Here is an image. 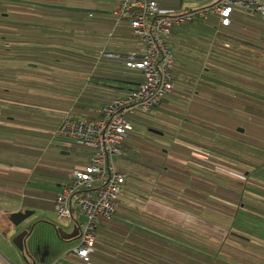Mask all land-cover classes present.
I'll list each match as a JSON object with an SVG mask.
<instances>
[{
    "label": "crops",
    "instance_id": "obj_1",
    "mask_svg": "<svg viewBox=\"0 0 264 264\" xmlns=\"http://www.w3.org/2000/svg\"><path fill=\"white\" fill-rule=\"evenodd\" d=\"M14 1L23 2V0ZM156 1L161 9L174 12L186 11V9H181L182 1L180 0L175 3L172 0ZM214 1L216 0L211 3ZM118 3L119 0H112V2H98V0H50L44 5L46 8L35 9L32 14H28L29 12L25 11L17 14L18 19L22 22H28L26 17L32 16L31 23L28 26L16 27V32L20 35H23V30H32L31 37L34 42L31 47L35 46L38 49H55L63 46L71 48L73 47L71 42L67 41L73 35L72 39L77 43L74 45L76 48L71 49H77L82 54L78 56L64 55L57 58V61L54 60L57 56L53 55L54 59L53 61L50 60L51 65L46 67L47 72L42 73L41 80L37 79L34 74L26 75L23 72V65L14 68L17 76L16 83L19 84L16 86V95H26L34 98L38 95L46 98L38 100L43 102L42 105L44 106L36 104V107H40L39 109L30 108L28 111L32 112L30 116L21 114H16L13 117L4 116L3 113L7 112L9 107L7 105L0 106V264H50L52 261L59 259L66 249L74 245H69L66 249L64 245H58L59 253L57 254V251L52 250L49 245L51 243L55 246V241L53 243L52 237L47 236L41 239L38 242V246H35L33 242H30L28 236L26 239L28 254L26 256L27 262L25 263L23 253L12 243L14 227L10 221V215L18 211L31 212L25 221L29 227L34 223L30 216L35 211L48 209H50L49 211H55L54 197L59 192L62 184L67 181L68 173L74 168L84 166L90 160L91 150L82 148L83 155L80 156L78 162H68V156H64L67 155L66 150L72 149L71 147L73 146L81 147L73 144L69 139L53 134L62 117L71 112L73 107L79 105L77 97L83 93V96H86V98H83L84 101L89 100L87 103L83 102V111L84 109L98 110L100 106L104 105L105 100L123 96L135 86L133 83L126 82V77L124 76H129L130 73L128 72L129 70H123L124 68L120 66V63L97 55L93 59L92 65L87 66V61L83 58L84 44L90 46L94 53L110 51L113 54L120 55L131 51H141L140 41L133 37L129 26L124 22L117 25V21L112 17ZM209 4L207 3V5ZM211 17H215L216 21V25L212 27L215 29L216 26L218 30L208 32L213 36V39H208L210 40V45L201 46L195 40L194 42H189L190 39L187 38L188 32L195 28L194 25H187V23L175 25L167 39L174 56V89L168 93L165 99L166 103L164 102L162 106H171V108L180 111L181 115L175 120V132L171 133L169 149L162 148L168 161L167 165L162 166V169L160 168L162 176L163 174L166 176L163 177V183L156 189L152 188L150 191L149 189L147 192L145 191L143 197H140L139 190L136 187L133 192H124L118 202L113 221L128 226L129 232L125 235H119L121 231L119 233L118 231L104 232L105 226L100 227V230H98L97 239L99 241L106 236L112 238V243L114 241L115 249L112 253L96 246L89 262L84 263L75 256H66L60 258V264H127L126 261L128 259H125L123 255L125 249L119 247L121 245L120 240L126 244L133 245V253L145 252V259L147 260L143 264H165L163 262L168 257L171 264H182L185 252L187 255L189 253L194 255L198 254L199 251L190 247L193 246L192 241L189 243L190 246L186 248L178 244L179 236H176V234L187 230L192 234L195 233V236L198 237V234H200L198 231L199 222L203 217V215H200L201 210L203 213H207L204 216L217 215L223 219L224 217L218 213L222 210L217 211L215 209L216 206L213 204L216 201L223 207V212L225 211L228 215L230 230L234 228L246 229L250 237L255 235L257 238L264 240V219L258 220L249 216L256 208L261 210L262 207L264 208V200L260 197H254V202L247 199V204L252 206V208L246 209L244 203L240 205L242 203L236 197L237 194L240 197L241 188L235 187L232 182H229V179L224 178L222 180L219 176L220 174L216 175L218 170L215 169L214 156L219 154L217 152L220 151L221 154L219 155L223 154L222 157L226 158L227 163L230 160L227 159L226 154L238 153L237 150H231L230 148L229 151H226L221 146L226 141L217 142L216 135H218V140L228 138L231 144H237L238 147L242 145L247 147V144L244 139L245 132L243 128L238 126L237 131L240 133H236L239 136L228 132L237 126L235 124L236 120L223 114L217 116V112H234L242 113L241 116L244 117V107L240 106L241 104L236 99L234 101L229 100L228 96L235 98L236 93L224 89L226 91L224 97L228 98L219 99L215 93L217 88L210 85V80H214L215 76H208L207 80L203 79L205 61L210 60L213 62L217 58V53L213 52L212 47L217 44L228 47V43L233 46L238 43L237 39L241 36H238L236 31L220 27L216 15H212L209 18ZM236 20L241 21V17L237 15ZM2 28H9V26L5 22L0 23L1 33L5 32ZM244 29L247 28L245 27ZM216 33L234 36L235 40H229L228 42V40L219 39ZM61 39L66 42L63 43ZM198 39L200 38L198 37ZM7 46L8 43L0 39L1 73L10 67L9 64H12L7 56ZM22 46L23 44H16L17 53L20 52L23 56H27L25 49L23 52L20 50ZM240 47L243 48L244 46ZM177 61L179 65L176 63ZM23 63L24 61L19 62V64ZM58 63L69 66L57 71L55 64ZM56 74L60 75V77L56 76ZM208 75H210L209 72ZM95 77L99 80H94ZM105 81L111 83L109 87L104 86L103 83ZM4 87L6 88V86ZM90 89L95 96L87 93ZM38 101L37 103H39ZM14 110L17 112L16 109ZM151 112L154 113H152L154 118L157 115H162L161 118H164L173 113L170 110L168 112L160 111L157 106ZM162 112H165V114L163 115ZM184 116H187L189 120L188 118L184 120ZM215 125L218 129L215 128ZM150 129L157 132L150 131ZM145 133L148 135H145ZM145 133H143L145 136L143 135L144 137L142 138H147L159 144L165 143L163 141L166 136L164 132L148 127ZM226 135H230L232 138ZM213 143H215V146L217 143L218 151L213 152L211 150ZM24 148L26 150L23 152ZM188 149H190V152H188ZM48 152L50 154H46ZM58 155L62 158H59ZM154 156L156 161L159 162L161 159L159 154L154 152ZM40 158L47 162L57 163L62 166L58 168L64 169L57 171L62 175V179L58 183V189L52 196L42 193L39 187L28 183V178L40 169V166L37 165ZM174 165H178L179 169H181L180 172L177 169L178 177L176 178V183L171 180L172 177L169 175L171 173L170 168ZM48 166L43 167V169L46 170ZM129 168L131 169V167ZM257 169L251 173V177L254 179L264 178V171L259 173ZM220 173L225 174L224 171ZM217 177L220 178L218 182L216 180ZM233 177H235V180H241L235 174H233ZM218 186L223 190H228L230 197L216 200L215 190ZM186 190H189L191 194H184ZM232 192H237L234 200L231 197ZM202 193L206 197H201ZM261 213L264 214L262 211ZM207 219L205 223L209 224L210 217L208 216ZM38 222L44 223L42 220ZM70 225L72 230L70 232L65 231L66 233L73 232V224ZM56 229L54 234H56L58 240H61L56 233ZM114 229H116L115 226ZM229 235L246 243L258 244L255 243L257 240L254 241L251 238L247 240L239 238L232 233ZM61 241L64 242V240ZM69 241H74L75 243V239ZM261 249L242 248L240 253H238L240 258L230 259L231 263L227 264H264V259L255 258L257 255H264V250ZM225 255L230 257L227 253ZM252 259L256 261L258 259L259 261L258 263H252L250 261Z\"/></svg>",
    "mask_w": 264,
    "mask_h": 264
},
{
    "label": "trees",
    "instance_id": "obj_2",
    "mask_svg": "<svg viewBox=\"0 0 264 264\" xmlns=\"http://www.w3.org/2000/svg\"><path fill=\"white\" fill-rule=\"evenodd\" d=\"M48 1L50 0H33V4L26 5L25 3L14 1V0L13 1L12 0H8V1L2 0L0 1V23L9 22L11 24L10 27H14L15 29L16 27L22 28L24 26H28L31 22H22L18 18L9 19L10 13L7 11V8L13 7V8H20L21 10H26V8H29V10L42 9V8H46L44 7V5L47 4ZM176 13H179V12H176ZM237 15L238 17L239 16L241 17V21L236 20ZM112 17L115 20L114 16ZM208 18L203 19V20L204 21L209 20L212 26L216 25L215 17H211L209 19ZM230 19L231 21L228 26H220V27L229 28L233 31H236L238 33V36L241 35L237 39L238 43L234 44L233 45L234 47L229 43H228L229 45L228 47L224 45L220 46L218 44L212 47L213 52L217 53V58H215L213 62H211L210 60L205 61V64H204L205 73L203 74V79L207 80L208 76L210 77L215 76L214 80H210V85L212 87L217 88V92L215 93L217 95L216 97L219 99L226 98L224 97L225 96L224 93L226 92L224 91V89H228L230 90V92H235L236 93L235 98L233 96H228L229 100L234 101V99H236V101L239 104H241L240 106L244 107V113H243L244 117L250 116L252 119H254L253 121L256 124H259L260 127L264 128V18L258 14L243 13V11L235 9L232 11ZM195 21L196 19L191 20L189 22H185V23H187V25H193ZM121 22L126 23L130 28L128 21L127 22L122 21V20L117 21V25L118 23H121ZM175 25H179V24H174L173 27ZM245 27L247 29H244ZM172 29L170 33L172 32ZM216 30H218V28L215 26L214 32ZM190 32L191 31H189L188 34ZM4 34L0 33V39L8 43V46H7L8 55L7 56L9 59H12L10 62H14V60H16L17 62L26 61V62L34 63L35 66H43L44 68H46L48 67V65H51L50 60L53 61L54 59L52 57L53 55L57 56L56 59H54L57 61V58L62 57L64 55L71 54V56H78L82 54V53H79L77 49L76 50L71 49V48L75 49L76 47L74 45L75 43H77L72 39L73 35H71L70 36L71 38L68 39L67 41V42H71L73 46L71 48H66L63 46L61 48H55V49L53 48L52 49H47V48L38 49L35 46L31 47L25 44V42H28V40H31V41L33 40L31 36L29 37L28 35H26V34H29L28 30H23V35L17 34L15 32L13 35H11L10 37L11 39H9V36H8L9 34H12L11 32H9L7 35H4ZM216 34L215 35L217 37L219 36L218 37L219 39L226 40V41L228 40V42L229 40H233V41L235 40L234 36L232 37L228 34H219V33H216ZM133 37L137 39L134 35ZM187 38L190 39L189 42H194L195 40L196 43L199 42L201 46L210 45L209 44L210 40H205L204 38L198 39L197 37V38L192 39L190 36H188ZM64 42L66 41H63V43ZM16 44H20V45L23 44L20 50L23 52V50L25 49L27 52L26 53L27 56L25 55L23 56L20 52L17 53ZM207 46H203V47H207ZM240 46H244V47L241 48ZM129 53L130 52L126 54H120V55L113 54L110 51H101V53L100 52L94 53V51L91 50L90 46L86 44L83 45V58L87 61V66L92 65L93 59L97 55L105 59H110L111 61L114 60L117 63L121 64L120 66L124 68L123 70H129L128 72L130 73V75L127 74L129 76H124L126 77V82L133 83L136 86V84H138L140 80L142 79L141 71L136 68L128 67L126 65V56ZM65 66H69V65L60 64V63L55 64L56 69H58L57 71H61L62 68ZM208 72L210 75H208ZM173 74H174V68H172V75ZM56 76L60 77V75L58 74H56ZM16 77L17 76H16V71L14 70V67L13 68L8 67L7 69L3 70L2 73L0 72V106L7 105L9 107L7 112L3 113L4 116L9 115L8 117H13L16 114L30 116V114L32 113V112H28L30 108L39 109L40 108L39 106H44L42 105L43 102H39L38 100L45 99L46 97H40L37 95L34 98L32 96L16 95L15 94L16 86L19 85L16 83ZM94 80H99V79L95 77ZM173 80H174V77H173ZM103 84L105 87H109V84L111 83L110 82L107 83L105 81ZM4 86H6V88ZM135 86H133L131 89H133ZM87 93L95 96L92 93L91 89L87 91ZM168 93L159 102L157 107L160 108L164 104V102L166 103L165 99ZM83 98H86V96H83V93H82V95L77 97V99L79 100V105H76V107H73V110L71 112L67 113L66 115L64 114L65 116H63L62 119L64 117H69L72 119H79V120H95L100 115V108L104 106L106 102H110L112 99L116 97H112L108 100H105L103 103L104 105L100 106L98 110L97 109H90V110L84 109V111H83V102L87 103L89 102V100L84 101ZM37 101L39 103H37ZM36 104L39 106L36 107L37 106ZM14 109H16L17 112H15ZM153 109L154 107L148 112H136L134 114V116L132 117V121H133V127L134 126L135 127L128 134L126 139L122 142L121 154L117 158L118 165L116 163L117 165L116 167L124 175L125 180H124L123 194L124 192L125 193L133 192V190L137 188L139 190L140 197H143L144 196L143 194L145 193V191L147 192L148 189L150 191L152 188L154 189L158 188V186H160V184L163 183L162 182L163 177H166L164 174L162 176V170H161L162 168L160 167L162 166V163H166L165 160L163 161V159H160V161L158 162L156 161V158L154 156V152L165 155L162 148H160V144L157 142L148 140L147 138L146 139L142 138L145 136L143 134L144 132H142L139 129L137 130V126L139 124L141 125L143 124L144 126H146V128L154 126V127H157L155 129L159 130L160 132H164V131H161L160 127L158 126V124L162 125V122H159L156 119V118L160 119L159 117L160 115H157V117L154 118L153 117L154 113L151 112ZM187 118H188L187 116L183 117L184 120H187ZM154 119H155V122L153 121ZM235 124L238 125L237 122H235ZM240 124L248 127L246 122H241ZM228 132L233 135L239 136V134L236 133V130H230ZM80 147L90 149L88 147H82V146ZM146 148L150 150L148 151ZM25 150L26 149L24 148L23 152ZM188 150H189L188 152H190V149ZM91 153H92V150H91ZM217 153L221 154L220 151ZM219 154H216V156H218ZM222 156L223 154L219 155V157H222ZM250 156L254 158L253 155H250ZM226 157L228 160H230L229 163L231 165L236 163L238 166H240L237 162L242 161V160L240 159V155L238 153L237 154L228 153L226 154ZM260 161H262L263 163L264 158L260 159ZM127 164L131 167L132 170L130 168L126 169ZM177 169L179 172L181 171L178 165H174L173 167L170 168L171 173L169 174L172 177L171 180L175 183L177 182L176 178L178 177ZM231 170H234V169H231ZM217 175H219L221 179L227 177L229 181L237 182L238 184L242 185L240 181H235L234 177L232 178V177L225 176L220 172H218ZM123 194L121 195L120 199L122 198ZM184 194L190 195L191 193L189 190H186ZM201 197H206V195L202 193ZM117 207L115 209L114 214L117 211ZM104 226L106 227L104 232L118 231L119 233L121 231L119 235L120 234L125 235L129 232L128 226L116 223L115 221H113V218L107 221H100L97 227L95 228L96 239L94 242L93 252L95 251L96 246H98L99 248H104L110 253H112L113 250L115 249V243L114 241L113 243L111 242L112 241L111 237H108V236H106L107 238L102 237L100 241L99 239H97L98 230H100V227H104ZM114 226L116 229H114ZM180 232L181 233L176 234V236H179L178 244L186 248L190 246L189 243H191L192 241L193 246H190V247L194 249H198L199 251L198 254H194V255H191L190 253L189 255H187L185 252V255L182 258L183 259L182 264H227L226 261H229V259L232 260L233 258L234 259L240 258L239 254L237 252H232L231 249L228 250L225 247L216 248L215 246H212L213 244L211 243V240L208 241V239H211V238H209L208 236H203L201 234H198V237H196L195 233L192 234L191 232L187 230H183ZM212 240L215 241V239H212ZM217 242L219 243L220 241H216V243ZM120 243L121 245L119 247L121 249H125V253L123 252L124 253L123 255L125 259H128L126 261L127 264H143L144 261L147 260L145 259L146 258L145 252H134L133 253L132 251L133 245L126 244L122 240H120ZM93 252L89 256V261L91 259V255L93 254ZM226 253L229 254L231 257H227L225 255ZM168 258L163 263L171 264ZM87 262H84V263H87Z\"/></svg>",
    "mask_w": 264,
    "mask_h": 264
},
{
    "label": "built area",
    "instance_id": "obj_3",
    "mask_svg": "<svg viewBox=\"0 0 264 264\" xmlns=\"http://www.w3.org/2000/svg\"><path fill=\"white\" fill-rule=\"evenodd\" d=\"M264 18V0H216L197 10L176 13L161 9L156 0H119L113 11L116 21H128L131 33L140 41V52H130L126 65L141 71L142 79L121 97L100 108L95 120L64 117L56 136L92 150L90 160L68 173L54 199L55 212L77 229L75 243L62 256L84 262L94 250L95 228L113 218L124 190V175L117 169L122 142L133 129L136 112H148L174 89V56L167 41L174 24L216 15L220 26H228L233 10ZM50 264H60L58 259Z\"/></svg>",
    "mask_w": 264,
    "mask_h": 264
},
{
    "label": "rangeland",
    "instance_id": "obj_4",
    "mask_svg": "<svg viewBox=\"0 0 264 264\" xmlns=\"http://www.w3.org/2000/svg\"><path fill=\"white\" fill-rule=\"evenodd\" d=\"M172 1L175 3V2H178L179 0H172ZM180 1H182L181 9H183V10L186 9L189 11V10L200 9V8L206 6L207 3L208 4L211 3L213 0H180ZM98 2H112V0H98ZM22 3H25L26 5L27 4H33V0H23ZM178 8L180 9V7H178ZM7 11L10 13L9 19H16V18H18L17 14L19 12L25 11V12H29L28 14H32L33 9L29 10V8H26V10H21L20 8H13V7L9 8L8 7ZM26 18H28V22H31L32 16L29 15ZM7 23H8L9 28H2L3 31H5L2 33L3 34L6 33L4 35H7L9 32H11L12 34L8 35L9 39H11L10 37H11V35H13L16 32V29L14 27H10L11 24L9 22H7ZM193 25H194L195 29L192 30L188 34V36H190L192 39L197 38V37L204 38L206 40L213 39L212 34L208 33V32L214 31L213 30L214 28L212 27V24L210 23L209 20L204 21L202 18H197ZM28 33L29 34H26V35H28L30 37L32 30H28ZM33 42L34 41L31 42V40H28V42H25V44H27L28 46H31ZM9 60L11 61L12 59H9ZM33 61H35V60H33ZM178 61L180 62V60H178ZM178 61L176 63L179 65ZM11 63L12 64H9V66L14 67V68L19 67L20 65H23V68H24L23 72L26 75L27 74H34L36 76V78L39 80H41L40 77H42V73L47 72V69L44 68L43 66H35L34 64H28L26 61L23 64H19V62H17L16 60H14V62H11ZM167 108H168V110L173 112L172 115H169V116L164 117V118H161L162 115H160L159 116L160 119L156 118L159 122H162V125L158 124V126L160 127L161 131L165 132V135H166L164 140L163 139L162 140L167 144H165V143L160 144V148H164V149H166V148L169 149V147H170L169 142H170L171 133L175 132V130H174L175 129L174 127L176 124L175 120H176V118H179V116L181 115L180 111H178L174 108H171V106L166 107L164 105V106H161L159 108V110L168 112V110H166ZM165 112H162L163 115L165 114ZM221 114H223L224 116L229 117L233 120H236L237 123L246 122V124L248 125V127H246L245 125L243 126V125L239 124V125L235 126L234 129H231V130H236V132H238L237 131L238 126L240 128L244 129V132H245L244 137L245 138L244 137L243 138L245 139L247 147H245L243 145L238 147L237 144L232 145L231 142L228 140V138H226L224 140H218V135H216L217 142L226 141V142H223L224 143L223 145H221L223 148H225L226 151H229V148L231 150H234V149L237 150L238 154L240 155V159L242 160V161L237 162L240 166H238L236 163H234L232 165L230 163H226L225 157H219V155L218 156L215 155L216 157H214V160H215L214 162L216 165L215 169H217L218 172L219 171L225 172V174L223 173V175L230 176V174H232V175L235 174L236 176L239 177L238 179L241 178V180H237V179L236 180L240 181L242 183V185L238 184L237 182H232V184H234L235 187L241 188L242 193H240V197L237 196L238 194L236 195V197H237V199H239L241 201V203H244L246 209H249V208H252V206H249L247 204V199L254 202L255 201L254 197H260L264 200V187H262V186H264V178H260V179L256 178V179H258V180H256V179L251 177V175H252L251 173H253L257 168H258L257 171H259V173H262V171H264V161H263V163H262V161H260V159L264 158V128L260 127L259 124H256L253 121L254 119H252L250 116H246V117L241 116L242 113H234V112L219 113V112H217V116L221 115ZM153 121L155 122V119ZM256 125H257V127H256ZM151 128L154 129L157 127L151 126ZM215 128H216V125H215ZM138 129L145 133L146 126H144L143 124L142 125L139 124L137 126V130ZM216 129H218V127ZM238 133H240V132H238ZM145 135H148V134L145 133ZM226 136L229 138H232L230 135H226ZM65 139H68V138H65ZM71 148L72 149L66 150L67 155H64V156H68V158H67L68 162L76 163L80 159V156L83 155V149L75 147V146H73ZM147 150L149 151L150 149H147ZM211 150L213 152L218 151L217 143H216V146H215V143H213L211 145ZM46 154H50V153L48 152ZM250 155H253L254 158H252V156H250ZM58 157L62 158L60 155H58ZM159 157L161 159H163V161L165 160V162H166V163H162V166L167 165V163H168L167 158H165V156L162 154H159ZM42 158H40V160L37 163V165L40 166V169L38 171L34 172L33 176L28 178V183L31 185L33 184V185L39 187L40 191L42 193H45L47 195L52 196V194L56 191V189H58V183L62 179V175L60 173H58L57 171L60 169L61 170H64V169L58 168V167H62V166L58 165L57 163L47 162V161H44ZM116 163H117V161H116ZM47 164H49L51 166H48ZM117 165H118V163H117ZM45 166H48V168L46 170L43 169V167H45ZM162 166H160V167L162 168ZM129 167L130 166L127 164L126 169H129ZM231 169H234L236 171L231 170ZM245 171H247V174H245ZM230 177L233 178V176H230ZM219 179L220 178L217 177V179H216L217 182ZM225 179H228V178L226 177ZM234 179H235V177H234ZM229 182H231V181H229ZM236 193L232 192V195H231L232 200H234ZM241 194H243V195H241ZM215 197L217 198L216 200H218V199H222V198H228V197H230V194L228 193V190H223L220 186H218L217 189L215 190ZM249 197H253V198H249ZM216 203H218V204H216ZM216 203H213L216 206L215 209H217V211L222 210V211H219L218 213L221 214L220 216H222L224 218L222 219L221 217H218L217 215L216 216L208 215L210 217V223L208 221L209 224H207V223H205V221L208 220L207 219L208 216H204V215H207V213L206 212L203 213L201 210L200 215H203V217H202L201 221L199 222V227H198V229H199L198 231L201 235L208 236L209 238H211V239H208V241L211 240V243L213 244L212 246H215L216 248L225 247L226 249H228V250L231 249L232 252H237V253H240L242 248L243 249H245V248H259V249L263 248L261 250H264V240L257 238L255 235L250 237L247 234L248 231H246V229H235L234 228V229L230 230L229 229L230 224H229V220H228V215L225 213V211L223 212V207L220 206L219 202L216 201ZM248 203H249V201H248ZM237 206H238V204H237ZM219 207H220V209H219ZM49 210L50 209L44 210V211L37 210L34 212L33 215L30 216V218L32 219V221L34 223L32 225V231H31L32 233H30L29 238H30V242H33L35 244V246H38V242H40L41 239H43L47 236L52 237L53 243L55 241V246L50 243L49 244L50 248L52 250L57 251V254H58L59 253L58 245H64V248L66 249V247H68L69 245L74 244V241L62 242L61 240H58V238H56V234H54L55 228H62L64 231L70 232L72 230V226L67 221L59 219L57 217L55 211H53V210L49 211ZM211 210L216 211L213 209H211ZM203 211H206V210H203ZM261 211L264 213L263 207H262V210L259 208H256L255 211H253L252 214L249 216L253 217L254 219H258V220L264 219V214H262ZM225 217H227V218H225ZM40 220L44 221V223L38 222ZM213 221H214V223H213ZM49 227H51V228H49ZM236 227H238V225H236ZM229 232L230 233H236L237 232L238 234H241L244 237L246 236L245 237L246 239L251 238L254 241L257 240V242H255V243H258V244H250V243H246L244 241H241L239 239L233 238L229 235ZM13 233H14V231H13ZM213 238L215 239V241L212 240ZM216 241H220V242L216 243ZM60 258H63V256L61 255ZM60 258L58 259V261L60 260ZM255 258H261L263 260L264 255H262V256L257 255V256H255ZM250 261L252 263H258L259 260L257 259V261H256V260L252 259ZM226 262L231 263V261H226Z\"/></svg>",
    "mask_w": 264,
    "mask_h": 264
},
{
    "label": "water",
    "instance_id": "obj_5",
    "mask_svg": "<svg viewBox=\"0 0 264 264\" xmlns=\"http://www.w3.org/2000/svg\"><path fill=\"white\" fill-rule=\"evenodd\" d=\"M150 131L157 132L152 129H150ZM30 214L31 212L29 211H18L10 215V221L14 227L12 243L21 253H23V260L25 263L27 262L26 256L28 254L26 239L32 231V226L28 227V223H25V221L27 220ZM56 233L58 234V237L61 240L69 241V240L75 239L77 235V229L74 227L72 233H66L65 231H63L62 228H57ZM232 234H234L235 236L239 238L246 239L241 234H238V233H232Z\"/></svg>",
    "mask_w": 264,
    "mask_h": 264
},
{
    "label": "flooded vegetation",
    "instance_id": "obj_6",
    "mask_svg": "<svg viewBox=\"0 0 264 264\" xmlns=\"http://www.w3.org/2000/svg\"><path fill=\"white\" fill-rule=\"evenodd\" d=\"M245 174H247V171H245ZM247 176V175H246ZM240 205H243V203L242 204H240Z\"/></svg>",
    "mask_w": 264,
    "mask_h": 264
}]
</instances>
